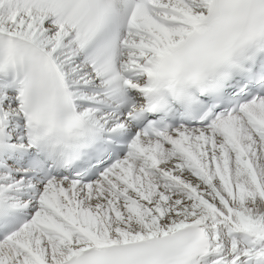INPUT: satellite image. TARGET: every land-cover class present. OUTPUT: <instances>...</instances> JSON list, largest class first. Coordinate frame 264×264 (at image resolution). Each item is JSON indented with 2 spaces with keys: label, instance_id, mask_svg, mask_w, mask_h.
<instances>
[{
  "label": "snow or ice",
  "instance_id": "obj_1",
  "mask_svg": "<svg viewBox=\"0 0 264 264\" xmlns=\"http://www.w3.org/2000/svg\"><path fill=\"white\" fill-rule=\"evenodd\" d=\"M0 264H264V0H0Z\"/></svg>",
  "mask_w": 264,
  "mask_h": 264
}]
</instances>
